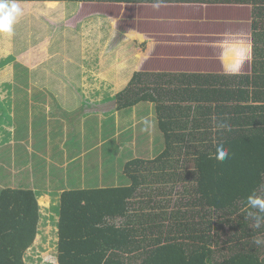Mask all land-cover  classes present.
Masks as SVG:
<instances>
[{
    "label": "trees",
    "instance_id": "16d2710c",
    "mask_svg": "<svg viewBox=\"0 0 264 264\" xmlns=\"http://www.w3.org/2000/svg\"><path fill=\"white\" fill-rule=\"evenodd\" d=\"M19 2L78 8L89 3L152 5L155 0ZM161 4L250 6V72H134L115 96L116 109L126 113L152 104L162 148L151 159H131L123 165L127 185L62 192L57 264H213V248L221 249L229 241L243 250L227 256L220 252L221 259L214 264H264L252 247L264 226L255 229L241 211L248 195H264V0H161ZM75 13L70 7V23ZM70 47L74 50L70 57L78 60V37L55 54L70 59ZM72 67L62 83L44 79L42 68L26 74L30 83L41 87L46 81L43 89L57 92L80 85V69ZM213 117L226 120L230 130H216ZM139 130L138 141L144 142L145 125ZM125 133L118 138L129 137L131 130ZM221 142L229 151L223 162L212 158ZM38 221L34 192L0 190V264H25ZM226 227L232 236L221 244L218 240Z\"/></svg>",
    "mask_w": 264,
    "mask_h": 264
},
{
    "label": "rangeland",
    "instance_id": "374dc122",
    "mask_svg": "<svg viewBox=\"0 0 264 264\" xmlns=\"http://www.w3.org/2000/svg\"><path fill=\"white\" fill-rule=\"evenodd\" d=\"M60 4L20 5L23 9V14L14 25V32L11 35L12 42H18L19 31L17 25L18 21L22 19L30 28L29 33L25 32L27 36H38L39 33V36L44 39L41 40L39 38L40 42L43 43L40 51L42 56L47 58V55H50L49 52L53 50L52 48L50 49V46L54 42L62 40V26L66 27L63 22H56L52 18V14L65 13L71 7V10L77 11L75 13L77 14L76 17L71 19V22L79 19V12H83L86 17L91 12L96 15L103 14L107 21H111V23L105 22L95 15L96 17L90 18L85 25V33L83 35L85 48L83 54L88 63L84 65L85 70H87L84 90L86 95L93 92L96 96L87 97V101L90 103L85 104L79 112H87L88 115H92L90 111H109L106 112V115L97 114L95 118L100 120V123L110 117H114L115 120L111 122L113 125L110 128L117 131L115 133L117 138L119 135L124 136L125 132L131 130V135L129 137L125 136L124 140H120L118 143V146L122 145L119 152L124 154V159L128 157L127 154H131L134 157L136 150L140 146L137 144L140 126L143 127L145 125L144 132L147 131L151 140L155 142V147L147 145L149 148L147 149L148 158L154 157L156 152L162 148L163 141L157 128V119L152 104L146 103L133 107L125 115L115 111L117 102L115 100L112 101L108 97L111 93L113 94L115 91L126 87V82L131 77L132 71L228 74L225 69L239 63L240 70L238 74L250 72L252 59L250 6L162 4L159 8H153V5H90L89 3L78 5L77 8L75 4L73 5L74 7L68 3ZM80 16L82 15L80 14ZM40 23L45 24L43 28L38 27ZM71 27H73V24H71ZM50 39H52L51 42H49ZM63 41L61 46L64 45ZM6 43L5 34H0V61L6 58L7 52L2 49L7 47ZM71 51H74L72 47H70L68 52L69 58ZM75 51H79V48L75 49ZM230 55L235 56L233 59L226 58ZM50 56L49 59H52V63L59 66V62L56 61L58 60L57 55H53L51 58ZM115 58L120 62L114 63ZM89 63L90 65H88ZM3 83L5 81H0V91L5 86H3ZM45 86H47L46 81L42 83L40 88L43 89ZM103 93H106V95H103ZM7 98L6 93H4V98H1L0 92V103ZM89 100L98 101L99 103L102 101L105 105H103L104 103L102 105L98 102L93 103ZM16 102L19 107L23 105L21 98L16 100ZM39 109L49 114L54 109V101L52 102L50 98H47L36 111ZM1 114L3 113L1 112ZM77 120H79V116H70V127L66 125L67 133L71 131ZM84 122L85 120L83 119L81 121L82 124L78 123L82 125V129L85 125ZM78 124L75 127L76 130H80ZM88 130L83 132L87 134ZM110 131L108 127L107 132L109 133ZM50 138L52 137L50 136ZM35 142L36 138H34ZM54 142L55 140L50 142L51 148L55 147ZM14 144L15 142L1 143L0 147ZM114 147L115 145L112 141L107 142V165H109L110 159L115 163L113 156ZM19 149L20 152L18 153L17 151V154H20V156L17 157V161L19 164H24V162L20 163V158L22 156L23 160L27 161L24 157L27 152L24 153L25 149L23 148ZM32 149L36 152L38 147L34 145ZM2 152L5 154V151ZM45 154L51 155L47 152ZM45 154L41 155L44 156ZM50 160H55V158L53 157ZM34 162L32 160L26 166L23 165L24 167L14 168L12 166L16 165H8L0 160V190L9 186L14 187L18 180L23 177L31 183H35V179L30 176ZM40 163L45 167L50 165L46 160H42ZM4 176L6 178L2 180ZM46 181L44 186H47L46 183L57 184L56 180L50 181L49 177ZM61 194L62 192L55 193V198L58 197V202ZM47 200L42 201L40 199L39 201L41 205L43 204L44 209L46 208V211L42 210V217L46 221L47 232L43 236H39L34 245L25 252L23 257L25 264H57L56 250L59 216L58 212L56 215L55 207L59 206V204L54 203L48 209L45 205L48 206L50 202Z\"/></svg>",
    "mask_w": 264,
    "mask_h": 264
},
{
    "label": "crops",
    "instance_id": "0c3cea01",
    "mask_svg": "<svg viewBox=\"0 0 264 264\" xmlns=\"http://www.w3.org/2000/svg\"><path fill=\"white\" fill-rule=\"evenodd\" d=\"M26 4L33 6L49 5L47 3L41 4L35 2L20 3V5ZM54 5L61 4L56 3ZM90 5L92 4L90 3ZM80 14L82 16H80ZM95 15V13L91 12L88 13V16L86 17L83 12H79V19L75 22L73 20L72 23H70L69 8L65 13L52 14V18L56 20V22L61 21L63 24H67L66 27L62 26L63 33L61 38L64 40V45L62 46L67 48L75 38H79L80 55L78 60H73L71 57L68 59L64 55H61V57L60 55H57L58 60H53L59 62V66L52 63V59H49V56L56 55L55 51L61 46L62 40L54 42L50 46V49H53L49 52L50 55H47V58L46 56L43 57L40 51V47L43 44L40 41L43 38L39 36V33L38 36H27L25 32L29 33L30 28H28L27 24L25 21H22V19L18 21V42H12V37L5 35V38H7V47H1L7 52V54L6 58L2 59V62L0 61V81H5V83H3V86H5L0 92L1 98H4V93H6L8 98L0 103V144L11 142H15V144L0 147V150L5 151V154L1 151L0 160L8 165H16L12 166L14 168H19V166L24 167L32 160L35 161L32 165L30 174L31 178L35 179V183H31L23 177L22 179H19L20 181L18 180L14 187H8L16 190H30L34 192L39 206V221L35 241L38 240L39 236H43L47 232V226H45L46 221L42 217V210L46 211V208L44 209L42 206L43 204L41 205L39 202L40 199H42V201L48 199L47 201H49L50 204L48 202L49 205L45 206L49 209L54 203L59 204L57 201L58 197L55 198V193L57 192L71 189H109L117 188L120 185H127V181L122 177L123 165L131 159L153 158L147 157V149H149L147 145L155 147V142L151 140L147 131L145 132L146 137L144 142H139L137 140V144L140 146L136 150L134 157L131 154H127L128 157L124 159V154L119 152L122 145L120 144V146H118L120 139L115 135L117 131L110 128V125H113L111 122L115 120L114 117H110L100 123V120L95 118V115H106V112L109 111H90L92 115H88L87 112H79L85 104L90 103L87 101L90 96H96L93 92V94L90 93L89 95H86L84 90V82L87 80L85 79L84 65L88 62H86L83 54L85 48L83 35L85 33L84 28L87 22L90 18H95L96 16L105 22L107 21L103 14ZM107 22L111 23V21ZM71 24H73V27H71ZM44 25L45 24L40 23L38 27L43 28ZM39 38H41V40ZM51 41L52 39L49 40V42ZM65 48H62V50L65 51ZM118 62L120 61H117L115 58L114 63ZM70 64L80 67V70H78V72H80V85L76 88H60L57 89L56 92L53 91V89H41L28 81V75L26 73L29 71L39 72L42 68L40 74H43L46 77L45 79L52 81L55 80L56 82L62 83V80L69 77L70 74L68 73L73 69V67L70 69ZM61 69L63 70L59 72ZM133 72L134 71L131 73V77ZM121 90L115 91L113 94L111 93L108 97L114 101L115 96ZM103 95H106V93H103ZM19 98L23 100V105L20 107L16 102ZM47 98H50L52 102L54 101V109L50 111L49 114L42 112L41 109L36 111L37 108L47 100ZM89 101L93 103L98 102L92 100ZM103 103L104 102L100 101L99 104L102 105ZM103 105H105V103ZM111 110L113 109L111 108ZM115 111L125 115L127 113L119 111L116 108ZM1 112L3 114H1ZM74 112L76 113L74 114ZM71 115L79 116V120L74 123L71 131L67 133L66 125L70 127ZM5 116L6 118L4 119ZM83 119L85 120V125L82 129L81 121ZM77 124L80 130L75 129ZM87 125L89 126L86 128ZM108 127L111 130L109 133L107 132ZM87 129L89 130L87 131V134H85L83 131ZM50 136L52 138H50ZM34 138H36L35 143ZM52 140H55V147L53 148H51L50 143ZM111 141L115 145L113 149L115 163L110 159V163L107 165V142ZM34 145L35 147H38V150L35 149L36 152L32 149ZM19 148L25 149L24 153L27 152L26 156H24L27 161L23 160L22 156L20 158V163L24 162V164H19L17 161V157L20 156V154H17V151L18 153L20 152ZM46 152L51 155L49 156L45 154ZM41 154L45 155L42 156ZM53 157L55 160H50L53 159ZM42 160H46L50 165L45 167L40 163ZM48 177L50 181L56 180L57 184L51 185L50 183H46L47 186H44V182H47L46 179ZM5 178L6 176H4L2 180H5ZM55 210L57 215L58 206L55 207ZM230 236H232V233L229 228L226 227L224 231H221V239L218 241L222 244L223 241H228ZM257 236L264 238V233ZM233 243L229 241L227 245L221 249H219V247L222 246L213 248L214 253L211 258L212 263L214 264L215 262L220 261V252L223 256H227L231 255L233 252L243 250L242 245H233ZM252 247L255 248V254L258 256L259 262L264 263V245L259 247L253 245Z\"/></svg>",
    "mask_w": 264,
    "mask_h": 264
},
{
    "label": "clouds",
    "instance_id": "9594fccd",
    "mask_svg": "<svg viewBox=\"0 0 264 264\" xmlns=\"http://www.w3.org/2000/svg\"><path fill=\"white\" fill-rule=\"evenodd\" d=\"M161 0H155L153 8H159ZM23 9L19 0H0V34L11 36L14 32V25L17 19L22 16ZM240 70V64H233L225 69L228 74H236ZM253 103L259 104L260 101ZM213 125L216 130H230V125L224 119L213 117ZM212 158L216 161L223 162L229 158V151L224 144L218 143ZM247 218L253 221V227L260 229L264 226V195L252 193L246 197L245 207L241 210ZM253 243L256 246L264 245V238L254 237Z\"/></svg>",
    "mask_w": 264,
    "mask_h": 264
}]
</instances>
